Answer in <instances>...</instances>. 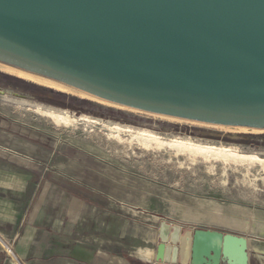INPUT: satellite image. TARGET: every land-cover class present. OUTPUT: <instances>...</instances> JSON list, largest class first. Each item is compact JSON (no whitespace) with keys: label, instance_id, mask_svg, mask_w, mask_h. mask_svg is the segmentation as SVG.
Here are the masks:
<instances>
[{"label":"rangeland","instance_id":"1","mask_svg":"<svg viewBox=\"0 0 264 264\" xmlns=\"http://www.w3.org/2000/svg\"><path fill=\"white\" fill-rule=\"evenodd\" d=\"M236 128L106 105L0 71V159L25 163L47 214L80 216L70 231L59 226L91 256L154 264L136 254L146 248L163 252L162 264H183V241L216 231L247 239L249 264H264L259 167L195 161L135 137L190 138L264 157V129ZM220 264H229L225 256Z\"/></svg>","mask_w":264,"mask_h":264},{"label":"water","instance_id":"2","mask_svg":"<svg viewBox=\"0 0 264 264\" xmlns=\"http://www.w3.org/2000/svg\"><path fill=\"white\" fill-rule=\"evenodd\" d=\"M0 63L128 109L264 129V0H0Z\"/></svg>","mask_w":264,"mask_h":264},{"label":"crops","instance_id":"3","mask_svg":"<svg viewBox=\"0 0 264 264\" xmlns=\"http://www.w3.org/2000/svg\"><path fill=\"white\" fill-rule=\"evenodd\" d=\"M24 162L0 159V264H131L117 257L93 255L82 245L68 240L60 229L65 222L69 231L80 216L68 209L60 219L43 210L40 181L28 175ZM71 207V206H70Z\"/></svg>","mask_w":264,"mask_h":264},{"label":"bare ground","instance_id":"4","mask_svg":"<svg viewBox=\"0 0 264 264\" xmlns=\"http://www.w3.org/2000/svg\"><path fill=\"white\" fill-rule=\"evenodd\" d=\"M1 70L8 74L32 82L33 84L51 88L58 92L79 95L83 98L95 100L106 105L112 104L64 84L0 63V71ZM162 117L171 120H179L180 122V119L165 116ZM216 126L217 125H215V127ZM221 128L232 129L233 127L227 128L221 126ZM236 129H241L245 132V129L243 128ZM135 137L142 141H146L151 145H166L172 147L178 154H185L195 161L202 159L203 161L209 163L221 162L226 166H242L245 167L248 172L249 169L257 166L264 172V157H261L255 153L242 152L237 147L196 142L190 138H178L176 140L165 141L144 131L137 132ZM182 245L183 251L181 257L183 264H220L223 256L227 258L229 264H249L248 250L250 245L247 239H241L232 235L223 236L216 231H197L194 238L188 236L187 239L183 241ZM136 254H138V257L143 259V261L145 260L149 263L162 264L160 257L163 256V252L158 254L145 248L139 250V252ZM261 260L264 261V257H261Z\"/></svg>","mask_w":264,"mask_h":264},{"label":"trees","instance_id":"5","mask_svg":"<svg viewBox=\"0 0 264 264\" xmlns=\"http://www.w3.org/2000/svg\"><path fill=\"white\" fill-rule=\"evenodd\" d=\"M128 261H129L131 264H136V262L132 261L131 259H128Z\"/></svg>","mask_w":264,"mask_h":264}]
</instances>
